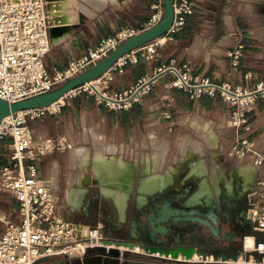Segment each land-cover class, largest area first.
I'll return each mask as SVG.
<instances>
[{"label":"crops","instance_id":"1","mask_svg":"<svg viewBox=\"0 0 264 264\" xmlns=\"http://www.w3.org/2000/svg\"><path fill=\"white\" fill-rule=\"evenodd\" d=\"M60 1L50 0L49 5L50 51L44 58L49 73L67 68L124 27H144L153 13L154 0H106L99 9L78 0L88 4L91 14L78 9L76 17L66 21L54 38L51 8ZM238 41L244 43V55L232 69L227 53ZM146 45L136 49V62L105 73L110 77V89H128L169 63L177 68L186 64L192 76L214 83L251 86L264 80V0H199L182 30L148 58ZM176 77L170 71L159 74L141 102L128 110H109L95 97L79 94L69 98L60 111L28 120L35 140L63 136L70 145L64 151L53 150L24 161L25 172L36 164L38 174L51 183L64 218L99 225L107 238L121 241L133 234L136 210L150 206L153 200L158 203L165 192L180 184L176 176L186 168L195 181L199 206L207 201L217 203L219 189L230 194L231 202L237 192L235 183L238 191L255 185L257 167L248 159L228 155L235 142V133L227 126L232 108L219 95L192 99L186 90L170 87ZM166 94L172 101L163 98ZM248 116L250 138L264 152V99L258 100ZM11 142L10 136L0 139V168L13 164ZM167 159L170 164L161 169ZM160 176L162 184L150 183ZM157 193L160 196L154 197ZM18 208L12 195L0 192V235L5 230V216L19 219ZM120 247L125 248L118 251L121 263L152 264L147 253L136 252V245ZM106 254V250L90 251L83 261L75 259L72 264H105ZM62 263L60 258L57 264Z\"/></svg>","mask_w":264,"mask_h":264},{"label":"built area","instance_id":"2","mask_svg":"<svg viewBox=\"0 0 264 264\" xmlns=\"http://www.w3.org/2000/svg\"><path fill=\"white\" fill-rule=\"evenodd\" d=\"M199 0H174V20L165 35L145 46L147 58L166 40L182 30L186 18L191 15ZM153 13L141 29L124 27L113 37L105 39L95 49L70 63L62 70L49 73L44 58L50 51V17L47 0H0V98L16 102L51 91L99 62L121 43L133 35L153 27L164 17V0H154ZM234 33H232L233 35ZM232 69H236L244 55V43L237 44L227 53ZM133 50L119 58L112 68H121L128 62H136ZM183 69V71H182ZM177 74L169 86L186 90L193 98L202 95H219L232 108L227 126L235 133V142L228 155L236 159H248L258 169L255 185L248 194L247 217L252 232L245 233L242 247L236 259H223L209 255L190 258L186 264H264V238L257 239L254 232L264 233V152L254 139L249 123L258 100L264 99V80L251 86L232 87L227 83H214L209 78L192 76L185 64L177 68L173 63L163 65L155 75H145L128 89H110V77L105 74L68 92L55 103L20 111L5 118L0 124V139L10 136L12 166L0 168V192L8 193L18 202L19 219L6 216L5 230L0 235V264H37L50 257H60L63 264L75 259L83 261L88 250L103 248L106 251L121 250L118 240L107 238L99 225H86L64 218L58 211L57 196L51 183L38 174L36 164L24 171V161L53 150L69 148L63 136L35 140L29 119L53 114L69 103V98L85 94L109 110H128L140 103L158 75L164 72ZM164 99L172 101L166 94Z\"/></svg>","mask_w":264,"mask_h":264},{"label":"water","instance_id":"3","mask_svg":"<svg viewBox=\"0 0 264 264\" xmlns=\"http://www.w3.org/2000/svg\"><path fill=\"white\" fill-rule=\"evenodd\" d=\"M173 20L174 0H164V17L159 23L128 38L99 62L85 69L57 88L16 102H7L0 98V124L5 118L11 116L14 113L49 106L82 84L103 76L112 68L117 60L123 57L125 54L165 35L172 25ZM238 187L239 184L235 183V189L237 192ZM237 192L235 194V198L238 197ZM158 194L159 193L155 194L156 196L153 194L152 196L159 197L160 195ZM217 197V203H211L210 201H207L205 205H201V210L198 212L199 215L195 219L203 224L200 231H204V234H211V236L215 237L224 249L218 253L198 251L197 254L202 255L204 258L209 255H214L215 259L218 256L222 257L223 259H236L241 248L233 253H227L225 251V248H227V246H229L231 243L230 239L227 238V234L230 232V230H232V225L223 219V211L226 207V204L229 202L230 194H228L227 191L222 192V190L219 189ZM170 208V202L164 197H160L158 203L153 200L150 206L143 208L139 207L138 210H136L139 212L140 216V224H138V227L140 232H142L144 239L150 238L156 242H159L160 240H164V242L168 241L173 228L180 227L182 224L186 223L185 220L183 223H181V221H178L177 218L172 216V208ZM173 210H176L177 212L181 211L180 209ZM182 212L184 213L185 211ZM247 221L249 222L248 219ZM93 226H96V224ZM248 232H252L250 227L245 231V233ZM254 233L258 240L264 238V233ZM98 250L104 249L98 248ZM90 251L94 250H88V253ZM146 253L148 254L149 260L152 264H157V261H164L168 264H181L192 258L194 255V250H163L160 247L148 246L146 247ZM180 254L183 255L184 259L179 258ZM106 256L107 259L105 260V264H127L126 262L121 263L119 261L117 250L107 251Z\"/></svg>","mask_w":264,"mask_h":264},{"label":"flooded vegetation","instance_id":"4","mask_svg":"<svg viewBox=\"0 0 264 264\" xmlns=\"http://www.w3.org/2000/svg\"><path fill=\"white\" fill-rule=\"evenodd\" d=\"M180 184L176 187L169 189L164 194V198L170 202L172 208V216L178 219V221L185 220V224L180 227H174L168 241L160 240L156 242L150 238H143L142 232H140L138 224H140L139 212H135L133 216L134 231L129 239L119 240V245H133L139 246L137 253H146V247H160L163 250H194V254L198 251L218 253L224 248L219 244L217 239L211 234H204L200 229L203 226L202 223L195 219L201 210V206L197 204V192L196 184L193 178L190 176L180 179ZM253 188V185L241 187L238 191V197L226 204L223 211V219L228 221L232 225V230L227 234V238L231 243L225 251L227 253H233L238 251L242 247V238L245 231L249 228V222L247 221V212L249 208L248 194ZM191 204V205H188ZM170 208V209H171ZM173 209H180L177 212ZM182 211H185L184 213ZM157 238V237H156ZM158 264H168L164 261H157ZM186 264V263H181Z\"/></svg>","mask_w":264,"mask_h":264},{"label":"bare ground","instance_id":"5","mask_svg":"<svg viewBox=\"0 0 264 264\" xmlns=\"http://www.w3.org/2000/svg\"><path fill=\"white\" fill-rule=\"evenodd\" d=\"M83 1H85V2H87V3H89L90 5H92V7H95V8H97V9H99V8H101L105 3H106V0H83ZM47 4H48V15H49V17H50V14H49V5H50V0H47ZM88 5V4H87ZM84 2H79L78 0H61L60 1V4L58 5V7H56L55 5H53L52 6V11H53V25H52V31H53V35H54V38H56L62 31H63V29L61 28L62 26H63V24L66 22V21H72L75 17H76V12H77V10L78 9H82L84 12H86V13H88V14H91V10H90V8H88V6H87ZM69 11H74L73 12V14H70V12ZM50 29H51V18H50ZM96 161V160H95ZM102 161V160H101ZM97 162L99 163V159L97 160ZM97 162H95V163H97ZM98 163H97V165H98ZM125 163V162H124ZM100 164H101V162H100ZM99 164V165H100ZM122 165H123V162L121 163ZM121 164H120V166H121ZM103 166V164H101V166L100 167H102ZM107 166L108 167H110L111 165H108L107 164ZM99 167V168H100ZM125 167H126V165H125ZM128 167V166H127ZM111 168H112V166H111ZM121 167H119V169H120ZM106 169V168H105ZM122 169V172L124 171L123 169V167L121 168ZM121 169H120V171H121ZM128 169V171L129 170H131V168L129 169V168H127ZM126 169V170H127ZM131 172H133V170L131 171ZM130 172V173H131ZM129 173V174H130ZM125 174H126V172H125ZM125 174H123V175H125ZM133 174V173H132ZM121 175V174H120ZM102 176V175H101ZM106 176V175H105ZM130 176H131V174H130ZM124 177V176H123ZM126 177H127V179L129 178V176H127V174H126ZM104 180V179H103ZM119 180V179H118ZM149 181H151V180H149ZM123 182H124V180H123ZM129 182V181H128ZM103 183H104V181H103ZM144 183H146V182H144ZM150 183H152V182H150ZM142 184H143V182H142ZM147 184V183H146ZM146 184H144V187L146 188ZM148 184H149V182H148ZM153 185L155 184L154 182L152 183ZM150 186H151V184H150ZM150 186H147V187H150ZM141 187V186H140ZM152 187V186H151ZM155 187V186H154ZM142 188V187H141ZM140 188V189H141ZM156 188V187H155ZM109 189V188H108ZM147 189V188H146ZM145 189V190H146ZM148 189H150V188H148ZM111 190V189H110ZM124 193V192H123ZM71 194V193H70ZM122 194V193H121ZM118 195V194H117ZM122 196V195H121ZM124 196H125V193H124ZM124 196L122 197V201H123V198H124ZM118 198H121V197H119V195H118ZM121 200V199H120ZM122 201H120L121 203H123ZM120 203V204H121ZM122 207H124V204L122 205ZM122 211V210H121ZM127 246V245H126ZM118 247H120V245H118ZM121 248V247H120ZM126 248H128V246L126 247ZM122 249V248H121ZM129 249H132V248H129ZM134 250V249H133ZM194 257H198L196 254H195V256ZM192 258V259H195V258ZM179 258L180 259H184V257H183V255H179ZM199 258V257H198Z\"/></svg>","mask_w":264,"mask_h":264},{"label":"rangeland","instance_id":"6","mask_svg":"<svg viewBox=\"0 0 264 264\" xmlns=\"http://www.w3.org/2000/svg\"><path fill=\"white\" fill-rule=\"evenodd\" d=\"M197 149H199V148H202V147H196ZM177 150V149H176ZM178 151V150H177ZM156 162H157V160H156ZM170 164V159H167V160H165V162H163V163H161L160 164V168L162 169H164V168H166L168 165ZM248 170H250V168H248ZM190 173V170H189V168H186L185 170H183L182 172H180L177 176H176V178H178V181H180V179L182 178V176L183 177H187V176H190L191 174H189ZM144 178H146V177H144ZM154 179L151 181V182H154L155 184H162V182H163V177L162 176H160V177H153ZM169 178L170 177H168V178H166V180L168 181L169 180ZM159 179V180H158ZM139 180H140V177H139ZM138 180V181H139ZM165 180V181H166ZM173 181V180H172ZM171 181V182H172ZM144 182H147L146 181V179L144 180ZM170 182V183H171ZM205 182V181H204ZM156 187H158V186H156ZM208 189V185L203 189V191H206ZM124 239H127V238H124ZM123 239V240H124ZM133 245H136V244H133ZM126 246V245H125ZM130 246H132L131 244L130 245H128V248L130 247ZM137 246V245H136ZM127 247V246H126ZM137 247H139V246H137ZM130 248H132V247H130ZM122 249H125V248H122ZM60 260V257H50V258H46V259H44V260H41V261H39L38 263H40V264H57V262Z\"/></svg>","mask_w":264,"mask_h":264},{"label":"trees","instance_id":"7","mask_svg":"<svg viewBox=\"0 0 264 264\" xmlns=\"http://www.w3.org/2000/svg\"><path fill=\"white\" fill-rule=\"evenodd\" d=\"M37 264H40V263H37Z\"/></svg>","mask_w":264,"mask_h":264}]
</instances>
